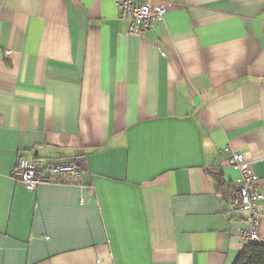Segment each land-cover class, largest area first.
Wrapping results in <instances>:
<instances>
[{"label": "crops", "instance_id": "1", "mask_svg": "<svg viewBox=\"0 0 264 264\" xmlns=\"http://www.w3.org/2000/svg\"><path fill=\"white\" fill-rule=\"evenodd\" d=\"M155 1L165 13L142 36L115 0L0 1V264L241 252L226 196L234 153L264 185V0ZM20 157L81 173L29 192Z\"/></svg>", "mask_w": 264, "mask_h": 264}, {"label": "built area", "instance_id": "2", "mask_svg": "<svg viewBox=\"0 0 264 264\" xmlns=\"http://www.w3.org/2000/svg\"><path fill=\"white\" fill-rule=\"evenodd\" d=\"M115 4L122 14L131 16L129 33L137 36H142L151 29L165 13V6L155 0H115ZM230 162L238 170L239 176L229 187L225 216H238L247 224V227L239 230L243 246L259 243V204L264 200V185L252 173L251 164L245 161L242 153H234ZM80 173V169L72 161L50 162L38 157L31 160L20 157L12 176L27 191L33 192L41 184L72 183Z\"/></svg>", "mask_w": 264, "mask_h": 264}, {"label": "trees", "instance_id": "3", "mask_svg": "<svg viewBox=\"0 0 264 264\" xmlns=\"http://www.w3.org/2000/svg\"><path fill=\"white\" fill-rule=\"evenodd\" d=\"M233 264H264V244L244 245Z\"/></svg>", "mask_w": 264, "mask_h": 264}]
</instances>
